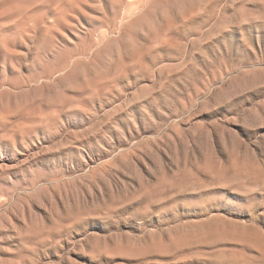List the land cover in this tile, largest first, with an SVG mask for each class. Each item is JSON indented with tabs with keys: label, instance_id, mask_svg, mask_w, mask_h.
<instances>
[{
	"label": "rangeland",
	"instance_id": "rangeland-1",
	"mask_svg": "<svg viewBox=\"0 0 264 264\" xmlns=\"http://www.w3.org/2000/svg\"><path fill=\"white\" fill-rule=\"evenodd\" d=\"M0 264H264V0H0Z\"/></svg>",
	"mask_w": 264,
	"mask_h": 264
}]
</instances>
